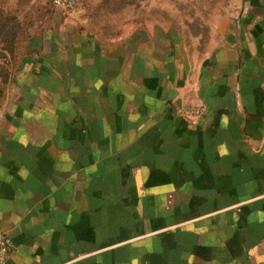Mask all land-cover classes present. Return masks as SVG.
Here are the masks:
<instances>
[{"label": "crops", "instance_id": "obj_1", "mask_svg": "<svg viewBox=\"0 0 264 264\" xmlns=\"http://www.w3.org/2000/svg\"><path fill=\"white\" fill-rule=\"evenodd\" d=\"M28 11L0 122L7 264H264V0L190 44L0 0V18Z\"/></svg>", "mask_w": 264, "mask_h": 264}, {"label": "rangeland", "instance_id": "obj_2", "mask_svg": "<svg viewBox=\"0 0 264 264\" xmlns=\"http://www.w3.org/2000/svg\"><path fill=\"white\" fill-rule=\"evenodd\" d=\"M233 0H80L77 9L84 19L92 21L95 18L106 20L109 30L119 27H134L136 24L145 25L152 21L162 25L164 29L173 27L180 31L183 42L190 44L194 40L205 35L208 39L211 34L214 19L219 14L226 13L230 9ZM75 10V11H77ZM29 12V11H28ZM14 22L4 23L10 28L0 30V122L3 110L8 108L19 90L17 76L22 71V56L25 53H17L9 57V48L19 50L12 41L13 37L22 39L19 27L30 30L33 27L32 17L29 12ZM24 16V17H23ZM104 24V21H103ZM169 26V27H168ZM8 34V35H7ZM193 40V41H192ZM24 42V40H21ZM15 57H17L15 59ZM13 63L14 66L7 67ZM10 81L9 84L4 81Z\"/></svg>", "mask_w": 264, "mask_h": 264}, {"label": "built area", "instance_id": "obj_3", "mask_svg": "<svg viewBox=\"0 0 264 264\" xmlns=\"http://www.w3.org/2000/svg\"><path fill=\"white\" fill-rule=\"evenodd\" d=\"M49 2L53 7L67 11H75L80 6V0H49ZM200 109L199 105H189L181 108V112L184 116L191 118L197 116L200 113ZM13 246L11 237L0 229V264H7Z\"/></svg>", "mask_w": 264, "mask_h": 264}, {"label": "trees", "instance_id": "obj_4", "mask_svg": "<svg viewBox=\"0 0 264 264\" xmlns=\"http://www.w3.org/2000/svg\"><path fill=\"white\" fill-rule=\"evenodd\" d=\"M103 1H106V0H103ZM17 20V19H16ZM15 21V19L12 17V18H8V17H5V18H0V30L2 31V30H4V29H8V28H10V26H8V25H6V24H4V23H9V22H14ZM17 30H19V33H20V35H21V37H22V39H19V38H15V37H13V39H12V41L14 42V44L17 46V48H20L19 50H14V49H11V48H9L8 50H7V52H8V55H9V57L11 58V57H13L16 53H17V51H18V53H20V51L21 52H23V53H25V55H27L28 54V52H27V46H26V40H27V33H28V30H26V29H24V27H19ZM8 35V34H7ZM21 40H24V42L23 41H21ZM24 56H22L21 57V60H22V58H23ZM14 58V57H13ZM17 57H15V59H16ZM12 66H14L13 65V63L10 65V66H8L7 68L9 69H11L12 68ZM5 83L7 82V84H9V82L6 80V81H4Z\"/></svg>", "mask_w": 264, "mask_h": 264}]
</instances>
